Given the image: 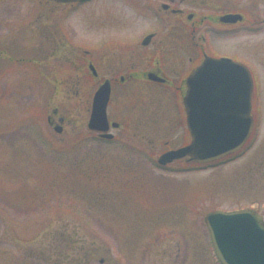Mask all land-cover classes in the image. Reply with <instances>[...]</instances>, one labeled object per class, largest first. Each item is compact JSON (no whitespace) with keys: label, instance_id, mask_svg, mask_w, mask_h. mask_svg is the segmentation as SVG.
Returning a JSON list of instances; mask_svg holds the SVG:
<instances>
[{"label":"rangeland","instance_id":"rangeland-1","mask_svg":"<svg viewBox=\"0 0 264 264\" xmlns=\"http://www.w3.org/2000/svg\"><path fill=\"white\" fill-rule=\"evenodd\" d=\"M164 1L0 0V264H219L207 213L253 209L264 220V0L176 2L197 20L230 11L256 27L211 37L252 78L239 157L159 168L160 154L188 142L173 94L122 97L114 87L113 140L87 129L97 81L83 50L155 29ZM209 27L205 19L200 31Z\"/></svg>","mask_w":264,"mask_h":264},{"label":"water","instance_id":"water-1","mask_svg":"<svg viewBox=\"0 0 264 264\" xmlns=\"http://www.w3.org/2000/svg\"><path fill=\"white\" fill-rule=\"evenodd\" d=\"M59 3L88 0H53ZM221 22L242 20L241 14H226ZM183 98L186 110L188 144L163 152L156 159L159 166L188 157L199 164L210 163L231 155L246 142L252 130L250 115L252 78L249 70L229 58L204 59L187 79ZM109 86L102 83L94 92L87 129L111 139L106 106ZM54 131L60 133V126ZM210 243L219 264H264V220L253 209L212 211L203 218Z\"/></svg>","mask_w":264,"mask_h":264},{"label":"flooded vegetation","instance_id":"flooded-vegetation-1","mask_svg":"<svg viewBox=\"0 0 264 264\" xmlns=\"http://www.w3.org/2000/svg\"><path fill=\"white\" fill-rule=\"evenodd\" d=\"M85 2H69L66 5L73 7ZM176 2H179L177 5L181 6V0H165L160 4V10L154 11V16L157 19L155 29L146 30L140 35L120 36L118 43H114L112 49H108L109 45L106 42L93 46L89 44L83 50V54L88 75L97 81L94 92L104 82H107L109 86L106 114L114 87L122 97L142 94V92L163 96L173 94L175 98L178 96L181 100L182 114H179L178 118L183 120L189 142L186 110L183 103V98L187 92L186 81L188 77L207 57H224L236 61L231 53L216 50L217 45L212 42L211 37L234 33L237 29L254 32L256 27L253 28L251 24L240 27L239 24L244 19L243 15H241V21L221 22L219 20L221 16L235 14L230 11L197 20L194 14L186 13L181 7L176 6ZM146 8L150 11L148 6ZM205 19L211 27L207 28L206 33L203 34L200 29ZM106 57L115 66L113 76L102 75V72L97 68L96 62H102V59ZM108 122L109 124L116 123L110 122L109 119ZM120 127L118 124L115 129ZM96 135L99 138V134L96 133ZM111 140L113 137L107 141ZM178 161L190 164L192 166L190 168L193 169L200 168V166L189 161L187 157Z\"/></svg>","mask_w":264,"mask_h":264}]
</instances>
